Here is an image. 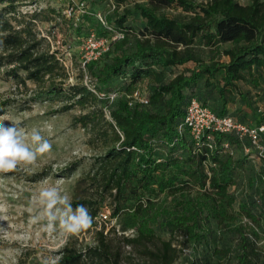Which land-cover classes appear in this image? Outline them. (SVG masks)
Instances as JSON below:
<instances>
[{"label":"trees","instance_id":"obj_1","mask_svg":"<svg viewBox=\"0 0 264 264\" xmlns=\"http://www.w3.org/2000/svg\"><path fill=\"white\" fill-rule=\"evenodd\" d=\"M21 1L0 0V72L13 80L17 92L30 91L24 103L57 102L56 112L79 108L73 125L81 126L89 134V143L102 148L91 170L76 181L73 207L83 204L94 220L103 208H110V216L119 220L123 231L136 229L137 236L125 237L128 243L145 245L159 239L155 250L145 248L159 264H172L179 257L174 239L184 245L200 242L215 226L237 232L240 264L257 257L251 237L257 232L234 225L241 217L257 224L264 221V202L254 197L237 204L232 187L249 157H264L252 152L236 158L232 146L248 142L234 133L209 129L198 144L188 129L179 131V124L192 97L221 116L245 122L231 113L230 101L233 94H244L240 82L257 87L264 77V0L136 2L144 25L132 42L128 36L113 41L102 56L87 63L96 80L94 88L83 82L68 83L70 72L60 51L52 49L35 28L40 14L22 13ZM173 5L193 14L180 18L157 13L158 8ZM132 13L128 9L117 19L118 26L109 24L107 32H130L126 21ZM198 37L206 46H232L221 50L225 59L205 62L191 49ZM189 62L197 65L163 78L167 69ZM147 78L154 79L147 87L149 102L130 105L127 95ZM115 81H121L124 90L113 87ZM98 91L118 96L109 102ZM15 103L0 101V115ZM104 228L97 230L98 247L83 252L66 246L58 264H81L87 258L104 261L109 251ZM158 231L168 232L170 238L162 239Z\"/></svg>","mask_w":264,"mask_h":264},{"label":"rangeland","instance_id":"obj_2","mask_svg":"<svg viewBox=\"0 0 264 264\" xmlns=\"http://www.w3.org/2000/svg\"><path fill=\"white\" fill-rule=\"evenodd\" d=\"M80 1L85 2L84 12L76 10V2ZM195 1L200 4L208 0ZM238 1L247 4L251 0ZM136 2L147 4L145 0H22L18 9L22 13L40 14L34 21L35 28L40 36L46 37L52 49L60 51L70 72L68 83L83 82L94 88L96 80L87 68V63L89 65L95 60L86 41L91 35L111 38L97 15L101 13L108 24L116 27L117 19L128 9L132 10L133 13L127 16L126 21V25H130L132 30L118 31L124 37L128 36L132 42L145 22L135 9ZM71 6H74V10L70 13ZM157 13L180 18H188L193 14L176 5L158 8ZM79 25L82 26L80 32L76 30ZM231 46V43L206 46L198 37L191 49L205 62H212L225 59L221 50ZM196 65L195 62H189L182 67L167 69L163 78L168 80L175 73ZM220 82H223L221 78ZM153 83L154 79L147 78L138 87L146 89ZM239 85L244 94H233V101H230L231 113L247 123H264V77L257 87L250 82H240ZM30 86L34 87L32 83ZM112 86L124 90L121 81L113 82ZM106 91L110 92L112 89ZM105 93L98 91L101 97L112 102L110 95ZM30 95V91L17 92L13 80L6 79L0 72V101L17 100L0 117H6L5 123H14L26 132L33 128L40 129L41 134L52 144L51 151L39 155L34 164L21 166L11 173H0V264H44L45 260L52 258L57 259L58 264L60 252L66 246L83 252L90 247H98L100 235L97 230L103 225L109 248L108 257L102 262L87 258L81 264H159L145 253V248L155 250L160 245L159 239L145 245L128 243L125 237L137 236L136 229L123 231L119 220L110 216L108 207L101 210L108 214V218L102 219L98 216L89 230L75 236L64 237L59 231L47 230V219L33 222V218L40 216L43 211L37 199L40 190L47 184L62 182L60 187L68 193L72 201L77 179L91 170L102 148L89 143V134L81 126L73 125V117L81 112L79 108L56 112L59 107L57 102L24 103ZM46 125L52 126L51 134L46 130ZM231 151L236 158L248 154L245 145L235 144ZM232 191L237 198V204L241 200L249 201L254 197L261 198L264 202V160L249 157L239 169L237 183ZM239 224H243L250 233L253 229L257 232V235L251 233V237L256 241L259 255L253 257L249 264H264V221L257 224L250 218L241 217L234 226ZM158 234L162 239L170 238L168 232L158 231ZM238 240L236 231L221 230L216 226L200 242L184 245L178 243L176 238L174 244L180 251L179 257L172 264H240Z\"/></svg>","mask_w":264,"mask_h":264},{"label":"clouds","instance_id":"obj_3","mask_svg":"<svg viewBox=\"0 0 264 264\" xmlns=\"http://www.w3.org/2000/svg\"><path fill=\"white\" fill-rule=\"evenodd\" d=\"M6 119L0 117V173H11L21 166L32 165L39 155L51 151L52 144L40 129L26 132L14 123H5ZM46 130L51 134L52 126L46 125ZM61 183L47 184L40 190L37 199L43 211L33 218V222L47 219V230L59 231L64 237L79 235L92 227L93 216L83 204L73 207L71 197L60 187ZM44 264H57V259L45 260Z\"/></svg>","mask_w":264,"mask_h":264},{"label":"built area","instance_id":"obj_4","mask_svg":"<svg viewBox=\"0 0 264 264\" xmlns=\"http://www.w3.org/2000/svg\"><path fill=\"white\" fill-rule=\"evenodd\" d=\"M73 10L74 6H71L69 12L71 13ZM76 10L84 12L85 2H76ZM97 16L106 28L111 29L101 13ZM123 37V33L112 30L111 38L91 35L87 39L86 44L91 50L93 59L97 60L103 53L109 50L111 42ZM117 96V93L110 94L111 100H114ZM127 98L130 105L135 103L147 104L149 102L148 89L136 87L127 95ZM185 129L189 130L190 135L198 144L209 129L224 133H234L241 141L248 142L245 146L247 153L256 152L259 157H264V124H248L237 121L229 115L221 116L209 106L203 104L197 97H192L189 100L184 119L179 124L180 132H183ZM225 145L226 147L228 146L227 143ZM210 147L212 148L213 145L210 144ZM99 217L102 219L108 218V214L101 212Z\"/></svg>","mask_w":264,"mask_h":264}]
</instances>
